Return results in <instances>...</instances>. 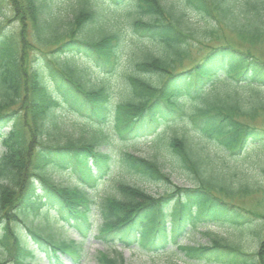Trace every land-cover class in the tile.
Listing matches in <instances>:
<instances>
[{"label":"trees","instance_id":"16d2710c","mask_svg":"<svg viewBox=\"0 0 264 264\" xmlns=\"http://www.w3.org/2000/svg\"><path fill=\"white\" fill-rule=\"evenodd\" d=\"M123 2L118 21L111 13ZM9 5L19 27L0 21V264L82 257V246L23 230L24 216L39 217L43 207L84 237L94 227L107 246L171 251L198 264H264V216L231 201L264 194L256 181L264 176V128L252 126L264 114V61L240 50L264 41V0H0V17ZM124 22L136 49L121 64ZM225 31L235 46L211 47L175 70L194 43ZM48 45L45 58L25 62L28 50ZM111 83L124 96L115 105ZM62 112L81 117L89 134L64 128ZM108 118L120 141L146 138L147 154L98 150ZM64 170L72 185L52 179ZM101 183L111 190L100 194ZM210 225L231 233L205 231L206 244L179 241ZM94 260L124 264L115 249L96 251Z\"/></svg>","mask_w":264,"mask_h":264},{"label":"rangeland","instance_id":"374dc122","mask_svg":"<svg viewBox=\"0 0 264 264\" xmlns=\"http://www.w3.org/2000/svg\"><path fill=\"white\" fill-rule=\"evenodd\" d=\"M73 1V0H72ZM69 4V3H67ZM66 4V5H67ZM127 5L126 2H123L118 6V10L115 12V16L120 15V17L123 19V15H121V11L123 8H126ZM10 5L5 9V18L0 17L1 24L5 26L7 29H14L18 30V23L16 20H14L13 16V6L12 11L10 10ZM120 8V9H119ZM13 12V13H12ZM113 14V13H111ZM4 17V16H3ZM2 18V19H1ZM10 19V20H9ZM118 20L120 18L118 17ZM124 20V19H123ZM122 30L124 32V43L121 48V64H126L127 59L126 56L130 54L132 51H134L136 48L132 44V38L135 35V33L132 32V30L128 27L127 23H123L121 25ZM29 29L27 31L26 38L28 42H30V36H29ZM237 39L235 38V35L230 32H222V35L220 39L213 38L209 41H203L199 43H194L193 47L190 49L189 56L187 58H183L179 65L176 64V69H185L193 64L199 62L211 49V47L218 46V45H236ZM248 44H242L240 46V50L248 51L249 54L253 55L254 57H257L258 59L264 61V41H256V42H246ZM40 51L33 49L32 51L28 50V55L26 56L25 62H29L30 60H35L33 56L37 55L38 57L45 58V54L49 51L53 50V46H39ZM89 73H92L90 71ZM93 79V78H92ZM112 80V79H111ZM112 89L109 90V99L110 103L112 105H115L117 102L123 101L124 96L121 93L118 86H116L114 83L112 84ZM61 122L64 126V128L68 129L69 131L74 132L75 134H83L88 135L89 134V128L88 123H86L81 117L77 116L74 113L71 112H62L61 113ZM252 126L256 128H264V114H260L259 117L253 121ZM104 127V132L107 133L108 137L105 139L104 142L100 143L97 148L101 151H108L117 154V152L120 149L126 148L128 151L134 153L135 155H146L148 152V144L145 142L146 138L138 139V140H131L129 141H120L118 139L117 133L115 134L113 122L111 121V118H108L107 121L102 126ZM133 136H135L134 133H132ZM141 136V135H139ZM2 151V147L0 146V153ZM253 173H256L257 171H253ZM174 175V174H173ZM176 175V174H175ZM255 175V174H254ZM72 174H70L69 170L66 171H56L52 173V179L61 185H72ZM174 183L180 186L188 187L190 186V183L188 181H185L184 179L172 178ZM256 181L259 185H264V176L263 175H256ZM137 182L141 187L146 189L147 192H150L152 194H158L160 189H157L156 186L148 183H141L139 181H132ZM107 190H111V183H101L97 186V191L100 194L105 193ZM231 201L251 212L256 214L257 220L261 221L262 217L264 216V194L263 193H255L253 195H250L248 197L243 198L242 200H237L236 198L231 199ZM91 220L94 223L99 222V217L95 211H93V217ZM33 225H36L39 229L42 231L44 230V233H51L55 237L62 239V238H74L78 240L79 238L73 233L72 230H64L62 232H59L56 228V226L49 224L46 221H41L39 219H36L33 222ZM205 229H198L194 231H187L188 233L183 234L181 238V243L186 245H195V244H206L207 238L203 235ZM212 232L220 233V234H230L231 229L225 228V227H211ZM263 233H264V226H263ZM84 255L87 253V257H83L81 262L79 264H95L93 260V255L96 250H106L110 252V248H107L104 244H102L98 239H95L93 235H90L84 242ZM118 247V246H117ZM121 250L123 255V261L124 264H198L197 261H187L184 260L181 256V254H175L172 252H168L166 254H154V255H147L144 252H136L135 250H129L126 248H119ZM83 255V256H84ZM37 264H44L37 263ZM64 264H75L71 260H69L68 257L64 258Z\"/></svg>","mask_w":264,"mask_h":264}]
</instances>
